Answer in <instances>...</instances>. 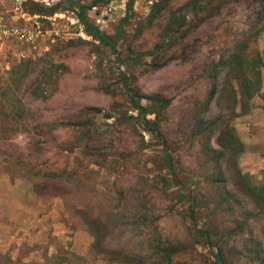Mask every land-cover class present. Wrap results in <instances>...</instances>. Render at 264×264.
<instances>
[{
	"label": "rangeland",
	"instance_id": "374dc122",
	"mask_svg": "<svg viewBox=\"0 0 264 264\" xmlns=\"http://www.w3.org/2000/svg\"><path fill=\"white\" fill-rule=\"evenodd\" d=\"M130 1L87 13L114 52L65 1L0 0L10 24L42 33L0 46V264H264V0ZM237 52L260 62L261 90L233 108ZM215 82L208 149L195 108ZM128 88L148 107L171 99L159 128L173 171Z\"/></svg>",
	"mask_w": 264,
	"mask_h": 264
},
{
	"label": "trees",
	"instance_id": "16d2710c",
	"mask_svg": "<svg viewBox=\"0 0 264 264\" xmlns=\"http://www.w3.org/2000/svg\"><path fill=\"white\" fill-rule=\"evenodd\" d=\"M62 1H65L66 3H68L69 9L76 12L78 20L84 26L85 31L87 32V34L89 36H92L95 40L99 41L101 44L109 47L112 51H114V52L117 51V41L118 40H112L108 34L102 32L97 26L91 24L88 17H87L88 11L93 9L94 7H96L98 1H102V0L94 1L90 5L81 4L80 2H77L75 0H62ZM103 1L108 2L110 0H103ZM134 1L135 0H131L129 2V8L132 7ZM61 7H62L61 2L53 5L50 8H47V7L40 5V4H31L29 6H26V10L29 13H31L32 15H42V14L45 15V13L53 15ZM159 11H160V9H159ZM179 21H180V18H176L171 23H169V30L170 29L172 30L174 28L172 25L175 26L176 24H178V26H177L178 28H176L177 29L176 31H178V29L183 27L184 24L179 22ZM258 63H260V62H257V60H255V59H249L248 57L246 58L244 56V52L234 53L232 58L229 60L228 66H230L231 72H232L233 76L236 78V80L238 81V86H239V90L235 89L234 85L232 88L233 99H234L233 108H237V104L239 102L238 99H239L240 95H242L241 98H245V96H246L248 99H251L257 93L260 92V90H261V88H260L261 87V72L259 69L257 70V68H256V65ZM248 65L253 66L254 69L256 70V72L254 74V78H250L248 76V73L245 74V67L247 69L250 68V67H248ZM242 73H244V79L243 80L241 79ZM216 85L217 84L215 82V85L213 86V90H212L211 94L209 95L210 99L207 100L205 102V104L198 102L196 104V108H195L196 109L195 115L197 116V121H196L197 135L205 137V135L207 134L205 144L207 145L208 149L210 148V146H208V144H210V142H211V136L209 134L210 133L209 127L211 125L206 124V120L203 116L201 108H203V107H204V109H205V107L207 108L209 101L214 99L215 94H216ZM127 91H128V98L130 99L131 106L138 114L137 117H132V118H134V119L136 118L139 126L145 132H148L153 137L158 138L161 141L162 145L164 146L165 152H166L164 162H165L167 168L170 171H173L174 165H173L172 156L170 155V153L168 151V141L165 138V135L160 131V128H159V124L162 121V119L160 120V117H162V115L165 114V110L167 109V107L171 103V99L163 97L160 94H156L155 95L156 103L154 105L151 104L148 107V106L142 104V98L139 94L133 93L129 88ZM149 97L150 96H148L147 98H149ZM151 97L149 99H151ZM151 115H154L155 118L157 119V121L156 120L151 121L149 119V116H151ZM236 117H238V114L234 109L233 110V119ZM163 118H164V116H163ZM230 137H231V139L227 143V148L231 150V154H232L233 158H236L243 151L244 146H243L241 140L239 139V137L236 135L234 128L232 130H230ZM223 146L226 147L225 145H223ZM201 233L206 235V236L208 235L207 232H201ZM216 257L219 258L218 255Z\"/></svg>",
	"mask_w": 264,
	"mask_h": 264
},
{
	"label": "built area",
	"instance_id": "2783aa9c",
	"mask_svg": "<svg viewBox=\"0 0 264 264\" xmlns=\"http://www.w3.org/2000/svg\"><path fill=\"white\" fill-rule=\"evenodd\" d=\"M41 36L42 33L38 25L33 31L26 25H13L10 24L6 17L0 13V46L5 39L9 38H14L21 43L35 44L36 39Z\"/></svg>",
	"mask_w": 264,
	"mask_h": 264
}]
</instances>
